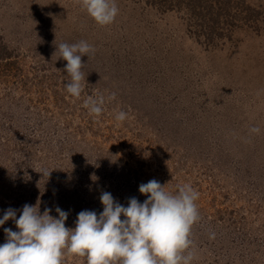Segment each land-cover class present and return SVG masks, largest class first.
I'll return each mask as SVG.
<instances>
[{
  "label": "rangeland",
  "instance_id": "rangeland-1",
  "mask_svg": "<svg viewBox=\"0 0 264 264\" xmlns=\"http://www.w3.org/2000/svg\"><path fill=\"white\" fill-rule=\"evenodd\" d=\"M224 3L210 35L185 4L116 0L100 26L79 0H0V218L38 204L74 228L80 211L103 210L102 191L127 206L151 179L173 193L190 184L192 264H264V0ZM82 40L95 51L75 98L57 46ZM90 97L104 99L98 117ZM4 228L17 230L0 226V244Z\"/></svg>",
  "mask_w": 264,
  "mask_h": 264
},
{
  "label": "clouds",
  "instance_id": "clouds-1",
  "mask_svg": "<svg viewBox=\"0 0 264 264\" xmlns=\"http://www.w3.org/2000/svg\"><path fill=\"white\" fill-rule=\"evenodd\" d=\"M79 4L100 26L112 24L119 13L116 0H79ZM57 50L58 59L67 61L64 71L70 79L65 88L79 98L85 80L81 58L89 57L95 49L82 40L60 43ZM103 103V97H90L84 107L98 117ZM126 118L123 110L115 115L117 122ZM249 132L259 134L260 128L251 127ZM164 186L156 179L141 183L139 192L147 198L140 202L130 197L127 206L102 191L99 199L103 210L80 211L74 228L65 226L69 213L59 207L55 208V217L50 214L51 208L41 213L38 204L26 203L22 209L9 207L0 218V226L12 220L17 230L4 228L0 264H63L66 254L84 257L86 264H192L195 256L190 236L200 219L195 203L199 193L190 184L177 186L175 193ZM214 238L215 233H211L209 239Z\"/></svg>",
  "mask_w": 264,
  "mask_h": 264
},
{
  "label": "trees",
  "instance_id": "trees-1",
  "mask_svg": "<svg viewBox=\"0 0 264 264\" xmlns=\"http://www.w3.org/2000/svg\"><path fill=\"white\" fill-rule=\"evenodd\" d=\"M160 4L168 3L170 7H182L185 4L186 9L192 15L190 21H194L197 27L201 28V30H210V35L214 34L216 30V26L219 23L220 16L229 15L227 12H223L224 9L227 10V6L229 3H224L219 6L218 2H214L216 6L212 4L211 0H153ZM222 1V0H221ZM163 4V5H164ZM216 11V12H215ZM5 58V56H4Z\"/></svg>",
  "mask_w": 264,
  "mask_h": 264
}]
</instances>
